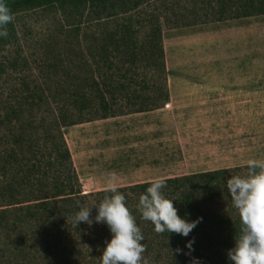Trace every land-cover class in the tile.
Wrapping results in <instances>:
<instances>
[{"label": "rangeland", "instance_id": "1", "mask_svg": "<svg viewBox=\"0 0 264 264\" xmlns=\"http://www.w3.org/2000/svg\"><path fill=\"white\" fill-rule=\"evenodd\" d=\"M122 1L125 2L124 9L127 8L126 14H120L119 7L115 9V15L107 17L103 14L102 19L97 21H92L87 9L74 11L69 6H45L13 14L12 22L6 29L8 35L3 37L5 42L0 46V115L9 114L11 111L18 113L21 122L16 128L20 130L28 120L32 125L28 129L30 134L38 137L44 136L46 130L53 127V122L65 116L66 125L61 130L68 147L75 139L95 135L97 127L99 132H104L105 129L110 131V128L103 126L105 122L101 120L106 119L102 118L103 116L116 117L118 120L113 123L124 128L135 127L143 120L142 116L126 117L127 113L142 108L151 109L162 102V76L166 75V88L169 78L181 81L189 79L202 84L217 77L211 71L220 63L224 64V50L231 37L225 35V32L232 26H229L227 21L198 23L216 19L220 0ZM228 1L226 15L239 13L245 16L239 19L252 18L254 16L251 14L264 10V0H250L249 6L246 5L248 0ZM133 3H136V6ZM186 24L198 25L184 29L182 26ZM153 25H159L161 30L163 59L161 61L156 56L150 63L143 60L148 43L156 47L157 51L159 49L156 37L151 35ZM242 28L247 32L250 27L243 25ZM244 47L249 53H254L260 48L253 41H247ZM133 56L136 58L135 62L131 60ZM160 62L164 64V71ZM102 100L109 103V110L102 109ZM84 106L86 108L81 110ZM262 109L263 106L259 110L254 108L249 112L243 108L242 115L245 117L248 113V118L232 123L223 116L217 122L212 119L206 121L199 131V134H202V146L192 153L187 143L180 145L178 149L182 148L181 153L184 151V154L179 152V160L176 152L169 153L180 167H173L171 159L161 169L165 172L163 167L168 166L165 169L166 174L173 178L218 170L229 171L222 177L224 180L232 175H244L248 161L264 162V111H260ZM151 111L156 112L153 114L156 120L168 122L169 117L163 112H158V109ZM173 120L175 119H170L169 125ZM72 123L74 124L71 125ZM169 125L166 130L164 128V133L175 142V131ZM0 127V148L13 149L15 145L11 140H1L2 136H6L4 132L8 131L7 128L14 127L13 123L10 126L1 124ZM152 128L162 131L159 127ZM229 133H232L234 143L231 146L226 137H231ZM112 148L117 146L113 145ZM207 162L218 167H204ZM73 168L79 180L74 165ZM221 180L213 183L215 194L209 197L205 191V195L201 192L199 198L206 203L205 212L209 218L234 221L239 217ZM95 187L96 185H88L86 189H82L81 185L80 191L82 194L104 191L101 190L102 187L99 190H95ZM132 199V206L137 210L138 199ZM89 201L95 205L93 197L89 198ZM136 213L138 215L139 210ZM92 215L94 217L96 212ZM140 224L145 227L143 223ZM203 224L213 227V223ZM103 226L100 234L107 241L111 238L110 233L104 224ZM86 228L89 229L90 226ZM149 229L152 230V226ZM211 230L208 228L209 232ZM33 231L31 224L21 225L15 231L0 230V264H43L45 251L40 249L44 247L39 246L36 234L33 239ZM85 233L64 232L58 238L60 244L64 243L61 246L67 244L69 248L75 247L73 250L77 251L76 254L70 256L73 264H82L83 256H87L86 260L92 259L90 253H95L94 257L97 258L98 251L95 247L87 243L82 244L81 239ZM26 237L30 239L28 242L24 240ZM13 240L17 247H11ZM44 240L46 244H53L55 235ZM152 247L153 250L142 254V264H180L179 260L172 257L171 251L165 249L160 242ZM23 249L28 252V263L20 258L19 253ZM213 251L214 248L210 249L207 245L200 250L197 256L201 257L202 264H229L227 259L223 262L218 256L214 257Z\"/></svg>", "mask_w": 264, "mask_h": 264}, {"label": "trees", "instance_id": "2", "mask_svg": "<svg viewBox=\"0 0 264 264\" xmlns=\"http://www.w3.org/2000/svg\"><path fill=\"white\" fill-rule=\"evenodd\" d=\"M5 3L9 7L12 15L19 11L32 10L45 6H56L58 8H66L69 6L74 11H85L87 9L92 21L102 19L103 14L107 17L115 15L117 13L116 8H121L120 14H126L125 10L127 9L126 7L124 9L123 4L125 5V2L122 0H119V2L116 0H5ZM227 3H229L227 0H220L218 2L219 11L214 21H206L198 24L230 21L245 17L239 13L226 15L228 9ZM133 4L135 5L136 3ZM249 4L250 0L247 1L246 5L249 6ZM263 14L264 10H260L256 14H251V16ZM198 24H186L182 27L186 28ZM9 26L10 24L7 25V28ZM152 27L153 32L151 35L152 37H156L159 49L157 51L155 49L156 47L148 43V50L143 53V60L150 63L156 56L161 61L163 59L160 27L159 25H153ZM3 42H5L3 37H0V46ZM131 60L135 62L136 58L133 56ZM160 63L161 69L164 71V64L163 62ZM162 81L164 95L159 105H155L151 109L142 108L127 114L162 108L169 99L166 88V75L162 76ZM96 88L99 89V87ZM108 104L102 100V109L105 111L109 110L110 105ZM85 108L84 106L81 110ZM108 117L110 115L103 116L102 118ZM20 122L21 117L18 113H14V111H11L9 114L0 115V125L10 126L11 123L14 125L13 128L6 127L8 131L4 132L6 136H2L1 140H11L15 145L11 150L3 147L0 148V230L15 231L21 225L31 224L34 229V233L32 234L33 239L36 234L39 238V246L44 247L40 249L45 251L43 264H73V259L70 256L76 254L77 251L74 252L73 250L75 247L69 248L67 244V246H61L64 243L60 244L58 238L64 232H86L81 239L82 244H91L92 247L96 248L98 254L97 258H95V253H90L92 257L90 260H86L85 258L87 256H83L84 261H82V264H99L98 258L102 254L105 246V240L100 234L101 229L104 228L103 224L93 222L88 229L86 226L89 225L81 222L75 227L73 217L76 211H78V206H94V203L92 205L89 198L93 197L96 205L104 196L110 193L108 190L90 194L81 193V185L74 173L71 154L62 135L61 129L66 125L64 123L66 122L65 116L53 122V127L46 130L42 137L30 134L28 129L32 125L28 120L24 122L20 130L17 129L16 126ZM15 129L17 131H14ZM228 173L229 171L227 170H218L162 180L165 184L162 193L165 197L174 200L173 206L177 208V214L182 217L187 214L188 220L201 219V222L192 230L188 237H181L178 234H169L168 236L167 232L157 234L154 231V226L149 221L143 220L140 213L137 215L136 212L138 209L134 210L132 198L139 199V196L145 193L146 188L151 183L116 189L124 194L126 206L134 216L135 222L142 232L144 237L142 243L145 251L149 252L153 250L154 247L152 246L160 242L165 249L173 253V255L171 254L173 258L179 260L178 262L180 264H184L189 262V257L183 254L187 251L184 246L191 239L194 241L191 256L200 259L201 257L197 255L207 245L210 249L214 248L213 256L216 258L218 256L224 262L227 259V255L225 254L233 247V238L239 228V218L234 221L222 218L218 220L209 218L205 212L206 203L200 200L199 195L201 192L205 195V191L209 197L215 194L213 183L219 181V179H222ZM93 212H96L95 207L90 211V218L93 217ZM207 222L213 223V227L203 224ZM150 226H152V230L149 229ZM208 228L212 230L209 232ZM52 235H55L56 240L53 241V244H46L44 239ZM24 240L28 242L30 239L26 237ZM11 245L12 248L18 246L14 240L11 242ZM177 248L182 250L179 255L175 254L174 251ZM27 253L23 249L19 253L20 258L27 261Z\"/></svg>", "mask_w": 264, "mask_h": 264}, {"label": "crops", "instance_id": "3", "mask_svg": "<svg viewBox=\"0 0 264 264\" xmlns=\"http://www.w3.org/2000/svg\"><path fill=\"white\" fill-rule=\"evenodd\" d=\"M227 22L232 28L225 35L231 37L224 50V64L220 63L211 71L217 76L215 79L202 84L189 79L167 80L169 101L165 108L158 109L169 117L167 123L156 120L153 116L155 111L131 113L126 117L134 115L143 119L133 128L113 123L118 120L116 117L106 118L101 121L110 131L99 132L97 127L95 135L80 140L74 138L71 144L67 142L82 189L96 185L95 190L102 187L101 190L105 191L110 184L117 189L155 182L159 178H173L166 174L168 166L163 167L165 172L161 167L171 159L173 167H180L169 154L176 152L179 160V152L184 154V151L181 153L182 148L178 149L180 145L187 143L192 153L202 146L199 131L203 123L211 119L220 121L222 116L230 120L229 123L245 120L249 114L243 117V108L250 112L263 106L260 111H264V15ZM242 24L250 27L247 32H244ZM247 41L259 46L258 51L249 53L244 50ZM170 119L175 120L169 125ZM218 124L221 125L220 122ZM167 125L175 131V142L164 133ZM79 127L83 128L82 125ZM152 127H159L162 131ZM226 137L229 146L234 144L232 136ZM113 145L117 148H112ZM210 164L205 163L204 167H218Z\"/></svg>", "mask_w": 264, "mask_h": 264}, {"label": "clouds", "instance_id": "4", "mask_svg": "<svg viewBox=\"0 0 264 264\" xmlns=\"http://www.w3.org/2000/svg\"><path fill=\"white\" fill-rule=\"evenodd\" d=\"M13 16L5 0H0V37H6L7 25ZM227 197L239 217V228L234 235V244L226 255L229 264H264V162L248 161L244 175H232L221 180ZM165 184L157 179L146 188L138 199L137 208L141 218L154 226L157 234L167 232L188 237L192 230L201 222L200 218L188 220L177 214V208L162 193ZM109 195L93 207L96 215L90 218L93 207L78 206L73 217L75 227L83 222L91 226L93 222L104 224L110 233L105 241L99 264H142L145 247L144 237L135 222L134 216L126 206L125 196L116 190L114 185L108 187ZM194 241L185 244L189 264H202L201 260L191 256ZM181 254V249L174 250ZM173 255V253H172Z\"/></svg>", "mask_w": 264, "mask_h": 264}]
</instances>
